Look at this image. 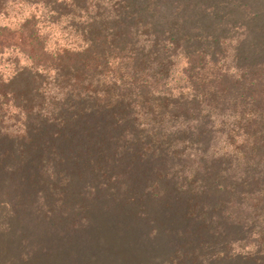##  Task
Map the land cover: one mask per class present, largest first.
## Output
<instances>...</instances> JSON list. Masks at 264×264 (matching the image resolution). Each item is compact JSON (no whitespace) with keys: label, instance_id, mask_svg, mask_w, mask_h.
<instances>
[{"label":"trees","instance_id":"obj_1","mask_svg":"<svg viewBox=\"0 0 264 264\" xmlns=\"http://www.w3.org/2000/svg\"><path fill=\"white\" fill-rule=\"evenodd\" d=\"M216 1L0 0V195L53 228L0 264H92V221L154 203L172 263L264 264V0L221 34Z\"/></svg>","mask_w":264,"mask_h":264},{"label":"rangeland","instance_id":"obj_2","mask_svg":"<svg viewBox=\"0 0 264 264\" xmlns=\"http://www.w3.org/2000/svg\"><path fill=\"white\" fill-rule=\"evenodd\" d=\"M242 1V5L236 4L235 2ZM253 0H231L227 3L224 0H217L214 2L217 8V13L221 11L222 15L226 19L220 21L216 19L209 12L197 9L193 10L192 13L195 19L192 21L196 24L209 28L214 33L227 32L234 25L236 27L243 24L251 25L253 14L249 15L244 7L245 3ZM260 9V8H259ZM223 17V16H222ZM15 21V22H14ZM15 25L16 20L13 18L8 23ZM264 23V19L262 20ZM45 30L48 31L46 28ZM53 37L57 38L59 32L57 29H50ZM226 36V34H225ZM58 39V38H57ZM59 41H61L59 39ZM7 59H4L0 63V73L8 72ZM154 204L147 205L145 212H139L136 207L127 208V214H135L138 216V223L132 219V224L124 222L121 219H96L92 221V229L87 235L89 241L86 243L88 257L87 261L92 264H112V257H116L120 264H174L170 261V256L173 251V244L171 238L173 236V228L170 226L162 227L159 222L156 221L154 215ZM153 209L151 212L150 210ZM81 216H72L70 218L57 217L56 221L60 222L58 225H63L64 228L61 230L62 234H72L74 232V223L79 221ZM88 219V218H87ZM57 222V223H58ZM91 222V219H89ZM134 223V224H133ZM50 224L46 221L40 220L33 213V208H24L19 206L15 207V204L11 201V198H6L5 195H0V251L4 252L5 249H1V239H15L12 246L16 249V252L26 253L34 250L35 246L39 244V237L45 235L53 228H50ZM139 225H143V228H138ZM18 229V230H17ZM142 240L152 243L150 247H139L136 245V239L141 237ZM98 234V236H94ZM156 243V245H154ZM0 252V253H1ZM115 252V254H114ZM2 261H9L12 257L8 254L3 256ZM184 264H192L190 262ZM202 264V263H196ZM207 264H262L253 263L248 260H231V261H210Z\"/></svg>","mask_w":264,"mask_h":264}]
</instances>
